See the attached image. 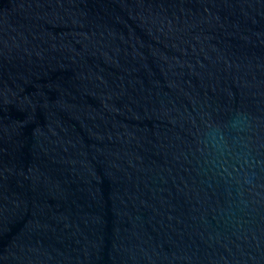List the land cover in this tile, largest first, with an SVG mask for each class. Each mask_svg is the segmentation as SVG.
Instances as JSON below:
<instances>
[{
  "label": "water",
  "instance_id": "1",
  "mask_svg": "<svg viewBox=\"0 0 264 264\" xmlns=\"http://www.w3.org/2000/svg\"><path fill=\"white\" fill-rule=\"evenodd\" d=\"M237 111L264 156V0H0V264H264L191 153Z\"/></svg>",
  "mask_w": 264,
  "mask_h": 264
},
{
  "label": "clouds",
  "instance_id": "2",
  "mask_svg": "<svg viewBox=\"0 0 264 264\" xmlns=\"http://www.w3.org/2000/svg\"><path fill=\"white\" fill-rule=\"evenodd\" d=\"M251 118L234 112L227 119L201 117L195 129L192 156L199 174L223 185L229 196L235 191L241 201L264 172L262 156L252 139Z\"/></svg>",
  "mask_w": 264,
  "mask_h": 264
}]
</instances>
